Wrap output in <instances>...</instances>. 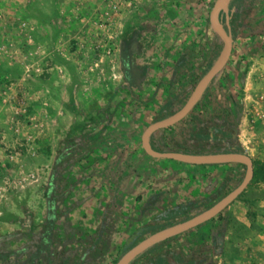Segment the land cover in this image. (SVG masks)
I'll use <instances>...</instances> for the list:
<instances>
[{"label": "crops", "instance_id": "1", "mask_svg": "<svg viewBox=\"0 0 264 264\" xmlns=\"http://www.w3.org/2000/svg\"><path fill=\"white\" fill-rule=\"evenodd\" d=\"M191 1H30L17 25L27 39L15 45L7 39L0 46V62H7L0 70V235L40 228L44 188L66 137L86 134L91 144L68 173V210L57 230L61 238L68 222L91 234L111 208V249L104 264H113L128 242L148 236L143 227L157 222L164 210L190 202L209 205L238 184L245 170L240 164L188 165L151 158L141 147V134L152 121L151 104L159 110L178 93H189L198 59L195 38L212 42L209 8ZM249 1L245 27L237 36L240 58L247 62L241 85L246 98L260 96L264 77V0ZM135 31L141 32L140 58L131 57L141 71L138 88L123 72L120 78L122 58L129 60L121 42ZM205 56L207 62L208 49ZM14 63V69L8 67ZM231 78L227 75V81ZM202 101L193 122L218 111L212 95ZM180 127L157 132L155 138L171 146ZM239 142L253 162V178L224 210L227 225L216 262L264 264V130L260 147L250 139L248 148ZM205 224L164 249L187 251L209 240L210 230L202 242L195 235Z\"/></svg>", "mask_w": 264, "mask_h": 264}, {"label": "trees", "instance_id": "2", "mask_svg": "<svg viewBox=\"0 0 264 264\" xmlns=\"http://www.w3.org/2000/svg\"><path fill=\"white\" fill-rule=\"evenodd\" d=\"M249 0H231L228 6V16H229V27L233 42L237 38L239 33L243 32L245 27L247 15L249 14ZM220 22L226 29L225 15L220 12L219 15ZM208 20V17H207ZM136 32L132 34L129 40H123L121 42L122 54L127 56L131 60L132 55L138 54L140 52L139 44L136 40ZM222 48V43L216 35H212V42L208 46L210 59L205 64V69L203 73L199 76L198 80L209 70L211 65L214 63L219 55ZM123 73L127 72V65L125 58H122ZM197 80V81H198ZM196 83H191L185 96H182V92L173 96L170 100L164 103L155 117L153 122L166 118L174 114L186 101L190 90L193 89ZM214 86H218V82H212L203 96L200 102L209 94L210 89ZM139 85L137 86V88ZM220 97L224 98V92L221 88ZM192 91V90H191ZM214 107L219 108V100L217 97L214 98ZM225 105L229 115L235 120L236 124L231 126L235 130L234 137H231V145L236 146L237 149L230 150V152L235 153H245L242 149L241 144L238 140V127L240 123L241 115L243 112V103L237 102L235 99L225 98ZM197 104V105H198ZM217 104V105H216ZM232 104L231 107L229 105ZM195 106L192 111L179 123L173 125L181 126L178 134L175 138L171 139L173 143L171 146L163 141V138H155L154 133L151 138L152 148L156 151H164L168 149L170 151L194 153L188 150L184 145L185 136L190 139L198 137L197 132H206L205 136L201 137L199 141H195V145L203 146L205 144H212L207 134V126L203 120L196 119L193 122V114L198 106ZM225 111V112H226ZM193 123L191 126L190 124ZM187 129L183 126L187 125ZM169 128L163 129L167 130ZM91 144V138L86 134H80L75 137H66L62 142V149L57 152L53 158L52 165L49 171L48 181L44 188V199H45V215L43 221L41 222L40 228H30L26 231L15 230L10 233L0 235V264H104L110 253V243L108 235L112 232V224L107 219L111 214V208H108L102 222L97 226L91 234L84 235L83 231L75 226H71L68 222H64L62 237L60 238V233L57 230V223L67 214V210L64 205L68 199L69 188H68V173L75 168L78 162V155L84 149ZM175 147V148H174ZM229 151V150H228ZM198 153H212L211 150L207 151H197ZM196 152V153H197ZM219 152V150L213 151ZM244 168V166H243ZM244 174V172H243ZM243 177V176H242ZM241 177V179H242ZM240 179V180H241ZM236 185L234 186V188ZM227 193L223 194L224 197ZM219 197L217 201L222 198ZM215 203L213 201L211 204L203 207V210L209 208ZM197 203L190 202L186 206L184 204L175 207L173 210H164V212L159 217L157 222L154 221L153 224L146 226V235H150L158 230L169 227L173 224L184 221L201 211L189 214L191 209H196ZM224 210L219 213L215 218L210 220L212 222V227L209 231V240L194 244L186 251L182 248H165L164 246L168 244L169 241L176 237L170 238L164 242L156 244L150 247L148 250L144 251L138 255L130 264H215L212 255L218 256L223 250L224 233L227 225L226 218L222 217ZM179 218V219H176ZM217 219V222L213 224V221ZM207 222V223H209ZM160 223V224H159ZM187 233V232H185ZM183 233V234H185ZM141 237V236H140ZM138 237L131 242H128L126 246L122 248L120 255L113 261V264L130 248L136 245L143 238ZM212 254V255H211Z\"/></svg>", "mask_w": 264, "mask_h": 264}, {"label": "water", "instance_id": "3", "mask_svg": "<svg viewBox=\"0 0 264 264\" xmlns=\"http://www.w3.org/2000/svg\"><path fill=\"white\" fill-rule=\"evenodd\" d=\"M230 1L231 0H215L209 13L208 22L210 29L222 43V48L218 57L209 70L197 81L184 104L174 114L154 121L146 126L141 134L140 142L144 153L151 158L173 160L188 165L240 164L245 168L243 177L235 188L216 201L212 206L184 221L173 224L144 237L136 245L126 251L114 264H130L138 255L148 250L150 247L209 222L239 197L253 178V162L246 153L201 154L170 151L168 149H165L164 151H156L152 148L150 141V138L154 133L161 132L163 129L170 128L181 122L198 104L208 86L212 82H218L222 76L230 58L233 46L228 16V6ZM220 12L225 15L226 29L220 22ZM128 66L135 71L132 75H128L126 72L125 76L126 78L128 77L130 86L139 85L141 74L140 69L136 68L132 60L128 62Z\"/></svg>", "mask_w": 264, "mask_h": 264}, {"label": "rangeland", "instance_id": "4", "mask_svg": "<svg viewBox=\"0 0 264 264\" xmlns=\"http://www.w3.org/2000/svg\"><path fill=\"white\" fill-rule=\"evenodd\" d=\"M31 0H0V46L3 43H6L7 39L10 40H14L13 44H16V40H20L22 41L23 39H27V37L24 36V38L20 37V32L18 34L17 32V25H19V23L21 22V19L24 16V13L26 11L27 6L29 5ZM193 1V0H192ZM192 1L190 3H192ZM215 0H194L195 5L197 6H201V8L207 7L209 8V11L211 10L213 4H214ZM191 8L192 5L190 6ZM20 10V16L18 15V12ZM208 11V12H209ZM209 16V15H208ZM207 16V17H208ZM211 30V29H210ZM209 30V31H210ZM136 32V31H135ZM140 31L136 32V40L137 43L139 44L140 50H141V45L139 43V39H140ZM210 33L212 34V31H210ZM132 36V35H131ZM130 36V37H131ZM129 37V38H130ZM129 38L127 40H129ZM196 42L195 43V51H196V56H197V62L194 65V72L192 75V83H197V80L199 78V76L203 73L204 67H205V62H206V56H205V51H207L208 49V41H206L202 36L195 38ZM200 40V41H198ZM264 44V41H263ZM264 48V47H262ZM110 50L113 51V48H110ZM140 53V52H139ZM242 53L241 49L239 48V44H238V39L236 38V40L233 42V46H232V52L230 55V58L228 60V63L224 69V75H222L220 77V79L218 80V86H214L210 89L209 94L212 95V104L215 103L214 98L217 97V100H219V105H225V98H228L231 100V98L234 100H236L237 102H242L243 103V112L241 115V119H240V123L238 124V138H241L242 142L244 143V145L248 148V146L246 144H248L249 142L248 139H250V143L254 144V145H258V147L262 146L261 143H259L258 141L262 138V134H263V130H264V77L262 78L263 80H261L259 82V89L261 90L260 92V96H252L246 98V93L244 91V89H242L241 85H242V80H243V73L246 70V66H247V62H246V58H243L240 56ZM1 55H4L1 47H0V59H1ZM140 54H138L137 58L139 59ZM239 58V60L237 59ZM238 60V61H237ZM142 63V61H141ZM7 65V62L2 63L0 62V70L2 65ZM139 64V62H138ZM8 67H12V69H14L16 67V64H8ZM7 68V67H6ZM5 68V69H6ZM170 75V73H169ZM227 75L231 78V81H227ZM4 82L3 79L0 78V83ZM194 88V87H193ZM218 88H221L224 92L225 97L222 98L220 97V91L218 90ZM256 89V88H254ZM254 89L252 92V94L255 95ZM192 90V89H191ZM190 90V92H191ZM256 91V90H255ZM250 92V93H251ZM262 93V94H261ZM189 96V94H188ZM148 98V95L147 97ZM155 100V98H154ZM202 102H200V104H202ZM152 105V113L153 116H151L152 121L153 122V118L155 117L156 113L158 112V105H154L153 103ZM217 105V104H216ZM220 107V106H219ZM213 110V109H212ZM213 113V111H212ZM147 116H149V113L147 112ZM247 115V117L245 118V116ZM243 119V120H242ZM150 122V123H151ZM149 125V124H148ZM262 132V133H258V132ZM216 135V134H215ZM217 135L214 137V140L216 141ZM169 144V142H167ZM208 145V146H207ZM199 146V149L204 151V149H217L219 147V144L216 142H212V144H206ZM175 148V147H174ZM205 150V151H207ZM248 152H250V150H248ZM251 153V152H250ZM80 156V155H79ZM173 161V160H172ZM176 162V161H173ZM258 167L260 166V162H257ZM242 194V193H241ZM201 196V194H200ZM202 198V197H201ZM200 199V198H198ZM198 201V200H195ZM217 200H215L216 202ZM206 205H200L193 213H196L197 211H201L203 209V207ZM193 213H190L193 214ZM223 218H226L227 220V216H226V212L224 211L222 214ZM217 222V219H215L213 221V224ZM212 222L206 223L205 225H203L202 227H199V229H197V234L196 237L198 238V240H200V242H202L205 238L208 237V231L210 230V226H212L211 224ZM210 224V226L208 225ZM212 255V254H211ZM213 261L215 262V264H217L216 260H218L216 258V256L212 255Z\"/></svg>", "mask_w": 264, "mask_h": 264}, {"label": "flooded vegetation", "instance_id": "5", "mask_svg": "<svg viewBox=\"0 0 264 264\" xmlns=\"http://www.w3.org/2000/svg\"><path fill=\"white\" fill-rule=\"evenodd\" d=\"M121 52H122V48H121ZM128 62H129V60H127V62H126L127 74L132 75V74H134L135 71H134V69L129 68ZM200 105H202V104H198L197 108H199ZM231 106H232V104L229 105V107H231ZM221 107H223V108H221ZM221 107L218 108V111L216 112V114L212 113L211 117H206V119L205 118L202 119L204 121V123L206 125H208L207 126V134L210 137L209 139L211 141H214V142L219 144V147L217 149H215V150L212 149L211 151H212V153H235V152H230V150L237 149L236 146L234 147L231 145V137L233 138L234 133H235V130L233 128H231V126L235 125L236 122L229 115V113L226 111L227 110V109H225L226 106L223 105ZM220 108L222 109L221 111H219ZM207 116H208V114H207ZM190 125L192 126L193 123H191ZM237 127H238V125H237ZM205 133L198 131L196 134V135H198V137H195L194 139H190L189 137L185 136L184 137L185 138L184 139L185 140L184 145L186 146V148L188 150L193 151L194 153H196L198 150L201 152L202 150L199 149V146L195 145V141H199L201 139V137L205 136ZM215 134L217 135V138H218V139H216V141L214 140V137L216 136ZM236 135L238 136V134H236ZM238 140H239V138H238ZM205 150H207V149H204V151ZM216 150H219V152H213Z\"/></svg>", "mask_w": 264, "mask_h": 264}, {"label": "clouds", "instance_id": "6", "mask_svg": "<svg viewBox=\"0 0 264 264\" xmlns=\"http://www.w3.org/2000/svg\"><path fill=\"white\" fill-rule=\"evenodd\" d=\"M120 78H121V79L124 78V74L122 73V71H121V74H120Z\"/></svg>", "mask_w": 264, "mask_h": 264}]
</instances>
